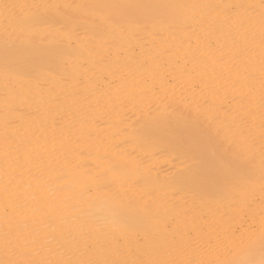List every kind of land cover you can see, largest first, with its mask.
I'll list each match as a JSON object with an SVG mask.
<instances>
[{
  "label": "bare ground",
  "instance_id": "obj_1",
  "mask_svg": "<svg viewBox=\"0 0 264 264\" xmlns=\"http://www.w3.org/2000/svg\"><path fill=\"white\" fill-rule=\"evenodd\" d=\"M242 254L264 257V0H0V264Z\"/></svg>",
  "mask_w": 264,
  "mask_h": 264
},
{
  "label": "rangeland",
  "instance_id": "obj_2",
  "mask_svg": "<svg viewBox=\"0 0 264 264\" xmlns=\"http://www.w3.org/2000/svg\"><path fill=\"white\" fill-rule=\"evenodd\" d=\"M75 33H77L76 31H75ZM126 66L127 65H130V63H126L125 64ZM93 73H90V74H84L83 75V78L81 79L82 81H84V80H89L91 77L90 76H92V77H94L93 75H92ZM90 75V76H89ZM122 76V78L124 79V77H127L128 78V76H126V75H123V74H121ZM86 76V77H85ZM89 78V79H88ZM127 78L125 79V80H127ZM130 78V77H129ZM128 78V79H129ZM168 78V80H170V77L168 76L167 77ZM106 79L107 78H104L103 80H104V84H108V86H111V82L109 83V81H108V79H107V81H106ZM65 80H69V77H65ZM74 87H75V85L74 84H72ZM80 85L81 84H76V86L77 87H80ZM97 87H99L100 86V82L98 83V85H96ZM107 86V87H108ZM187 86H195V87H198V85L196 84V83H194V85H193V83H190V84H183L182 86H178L177 88H176V91L177 92H182V90H184ZM156 87V86H155ZM179 90V91H178ZM81 99H84L83 97L81 98ZM228 100H230V99H226L225 101H226V103H223L222 105L224 106H227L226 104H229L230 102L228 101ZM84 101V100H83ZM82 101V105H81V107L80 108H82L85 104H88V103H86L85 101H87V102H89L88 100H85L84 102ZM232 112H234V110L233 111H231V113ZM30 114V113H29ZM61 114V113H60ZM31 115V114H30ZM57 116H59V114L57 115ZM97 127H101V125L100 126H97ZM88 134V137L91 135V133H87ZM90 134V135H89ZM107 138H111V137H109V136H107ZM10 139V138H9ZM9 139H7L8 140V142H10V140ZM6 140V141H7ZM8 142H5V143H8ZM104 142H105V139H104ZM112 142L113 143H111V142H109V141H106L105 142V146L107 147V148H111L115 143H114V141L112 140ZM4 143V142H3ZM52 143H55V141H52ZM110 144V145H109ZM111 144H113L112 146H111ZM54 152H55V150H54ZM58 153L59 152H61V151H57ZM56 153V152H55ZM58 153H56V154H58ZM140 153V152H139ZM137 154V153H136ZM139 155V157L141 158L142 156V154H138ZM50 156H53V155H50ZM54 156H55V154H54ZM138 157V158H139ZM67 162V161H66ZM66 162H63V163H65V165H70V163H66ZM63 163H62V165H63ZM167 166H166V164L164 163V164H162V167H160L159 169H161V170H163L164 171V168H165V171H164V173L167 171L166 168ZM26 171H28V170H24V171H21L22 173L23 172H25L26 173ZM20 172V173H21ZM187 211V210H186ZM187 216V215H186ZM234 227V226H233ZM254 228V225L253 226H251V229H253ZM172 233V235L171 236H173L174 234H173V232H171ZM112 237H113V235H112ZM114 241H118V240H120L121 238H119V236H115L114 237ZM122 241V240H121ZM123 243V242H122ZM138 245L139 244H141V243H137ZM123 245L124 246H122V247H124V248H129V247H132V246H135V247H132L131 248V250H135V252L137 251V250H139V248L140 247H138V246H136V244H130V243H123ZM209 248H210V246H209ZM196 250L198 251V253H197V256L199 257V256H203L205 253H206V250H207V248H205L204 247V240H203V238L202 239H199V240H197V242H196ZM122 252V248L121 247H119V246H115L114 248H113V250H112V254L113 253H116V254H120ZM134 255H136V256H134V257H137V258H139V257H141L142 256V252L141 253H137V254H134ZM160 264H174V263H172L173 261H170L169 259H166V260H162V257H159V261H158Z\"/></svg>",
  "mask_w": 264,
  "mask_h": 264
},
{
  "label": "clouds",
  "instance_id": "obj_3",
  "mask_svg": "<svg viewBox=\"0 0 264 264\" xmlns=\"http://www.w3.org/2000/svg\"><path fill=\"white\" fill-rule=\"evenodd\" d=\"M90 211L104 229L118 232L124 227L117 217L116 206L110 201L102 200ZM238 264H264V257L250 261L246 254H242Z\"/></svg>",
  "mask_w": 264,
  "mask_h": 264
}]
</instances>
